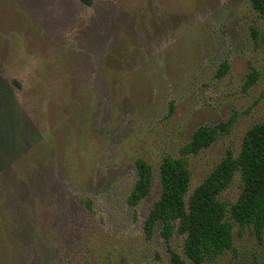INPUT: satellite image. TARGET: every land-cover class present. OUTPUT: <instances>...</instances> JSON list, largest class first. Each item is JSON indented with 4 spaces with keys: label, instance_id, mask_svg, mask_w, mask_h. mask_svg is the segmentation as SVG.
Returning <instances> with one entry per match:
<instances>
[{
    "label": "rangeland",
    "instance_id": "1",
    "mask_svg": "<svg viewBox=\"0 0 264 264\" xmlns=\"http://www.w3.org/2000/svg\"><path fill=\"white\" fill-rule=\"evenodd\" d=\"M261 123L264 15L252 0H0V264H170L184 237L167 244L160 223L144 234L163 159L189 169L188 200ZM221 124L210 147L182 153ZM137 159L154 179L133 208ZM241 192L237 174L220 199ZM238 230L203 264H264V234Z\"/></svg>",
    "mask_w": 264,
    "mask_h": 264
},
{
    "label": "trees",
    "instance_id": "2",
    "mask_svg": "<svg viewBox=\"0 0 264 264\" xmlns=\"http://www.w3.org/2000/svg\"><path fill=\"white\" fill-rule=\"evenodd\" d=\"M80 1L87 6L94 3V0ZM252 7L264 15V0H252ZM228 68L229 64L224 62L218 75H223ZM257 77L256 71L250 73L245 88L255 84ZM226 130L225 124L199 127L182 153H200ZM136 169L138 178L127 199L133 208L151 193L154 179L152 166L145 160L137 159ZM159 174L161 194L145 220L144 234L151 238L160 223L161 236L167 244L176 236L184 237L182 254L169 249L170 264H187V260L203 264L220 257L234 246L235 224L239 226L240 235L246 228H252L259 238L264 234V123L249 129L239 155L228 152L188 200L191 174L182 159L165 157ZM237 174L242 181V192L230 205L222 201L220 195Z\"/></svg>",
    "mask_w": 264,
    "mask_h": 264
}]
</instances>
